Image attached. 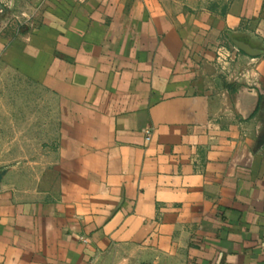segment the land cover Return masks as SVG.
I'll return each instance as SVG.
<instances>
[{
    "label": "crops",
    "instance_id": "obj_1",
    "mask_svg": "<svg viewBox=\"0 0 264 264\" xmlns=\"http://www.w3.org/2000/svg\"><path fill=\"white\" fill-rule=\"evenodd\" d=\"M29 1L0 58L57 122L0 168V264H264V0Z\"/></svg>",
    "mask_w": 264,
    "mask_h": 264
},
{
    "label": "rangeland",
    "instance_id": "obj_2",
    "mask_svg": "<svg viewBox=\"0 0 264 264\" xmlns=\"http://www.w3.org/2000/svg\"><path fill=\"white\" fill-rule=\"evenodd\" d=\"M0 4L1 45L29 30L35 13L29 0H0ZM32 94L33 85L22 82L0 58V168L13 165L24 151H32L33 137L42 142V148L54 137L49 125L57 122V101L43 89L41 95ZM17 141L26 143L25 147H17Z\"/></svg>",
    "mask_w": 264,
    "mask_h": 264
},
{
    "label": "water",
    "instance_id": "obj_3",
    "mask_svg": "<svg viewBox=\"0 0 264 264\" xmlns=\"http://www.w3.org/2000/svg\"><path fill=\"white\" fill-rule=\"evenodd\" d=\"M0 7H1V4H0ZM234 43V45L241 51H243L244 53L246 54H249V55H254L256 54L255 51H252L250 50L246 45L242 44V43H239V42H236V41H232ZM5 170H2L0 171V181H1V178H2V175L4 174Z\"/></svg>",
    "mask_w": 264,
    "mask_h": 264
},
{
    "label": "built area",
    "instance_id": "obj_4",
    "mask_svg": "<svg viewBox=\"0 0 264 264\" xmlns=\"http://www.w3.org/2000/svg\"><path fill=\"white\" fill-rule=\"evenodd\" d=\"M224 58L222 57L221 52L218 51L217 53V61L218 63L223 62ZM150 134H151V130L150 129H145L144 130V135H145V139L149 140L150 139Z\"/></svg>",
    "mask_w": 264,
    "mask_h": 264
}]
</instances>
